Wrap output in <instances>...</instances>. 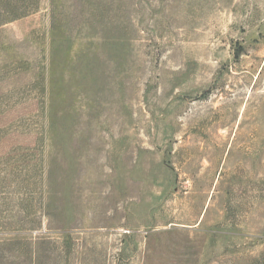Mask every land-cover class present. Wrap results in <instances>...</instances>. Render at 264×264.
Listing matches in <instances>:
<instances>
[{
	"label": "rangeland",
	"instance_id": "374dc122",
	"mask_svg": "<svg viewBox=\"0 0 264 264\" xmlns=\"http://www.w3.org/2000/svg\"><path fill=\"white\" fill-rule=\"evenodd\" d=\"M0 264H264V0H0Z\"/></svg>",
	"mask_w": 264,
	"mask_h": 264
}]
</instances>
